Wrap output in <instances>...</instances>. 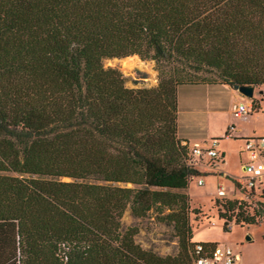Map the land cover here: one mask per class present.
Returning a JSON list of instances; mask_svg holds the SVG:
<instances>
[{
    "label": "trees",
    "instance_id": "trees-1",
    "mask_svg": "<svg viewBox=\"0 0 264 264\" xmlns=\"http://www.w3.org/2000/svg\"><path fill=\"white\" fill-rule=\"evenodd\" d=\"M132 55L157 85L104 66ZM198 84L264 86V0H0V264H194L178 89ZM214 203L224 231L264 226V195ZM127 210L177 253L143 248Z\"/></svg>",
    "mask_w": 264,
    "mask_h": 264
},
{
    "label": "rangeland",
    "instance_id": "rangeland-1",
    "mask_svg": "<svg viewBox=\"0 0 264 264\" xmlns=\"http://www.w3.org/2000/svg\"><path fill=\"white\" fill-rule=\"evenodd\" d=\"M136 56L143 65L136 66L130 71L124 69L120 61L122 58L117 57L105 59L104 66L119 69L125 75L126 85L130 88L157 85L159 71L155 61L143 60L140 56ZM256 89H259V87H256ZM256 93V97H258V90ZM256 97L254 96L252 99H257ZM256 127L264 130V109ZM235 147L236 145L233 146L234 150L228 154V161L236 174L243 177L242 165L238 160ZM202 177L204 179L203 185H198L192 181L188 188L178 190L187 193L190 197V223L193 229V242H213L229 245L241 254L245 264H264V226L261 223H258L260 226H240L233 222V228L229 232L224 231L223 226L226 220L219 216L214 203L217 197L215 179L211 174H203ZM63 180L70 179L63 178ZM127 186H131V184H127ZM235 200L239 201L241 199ZM122 222L125 227L136 225L139 228L136 241L143 248L152 249L161 255L177 253L178 241L173 226L160 222L156 218L155 212L152 211L148 216L138 218L127 210ZM247 236H250L251 240H247Z\"/></svg>",
    "mask_w": 264,
    "mask_h": 264
},
{
    "label": "crops",
    "instance_id": "crops-1",
    "mask_svg": "<svg viewBox=\"0 0 264 264\" xmlns=\"http://www.w3.org/2000/svg\"><path fill=\"white\" fill-rule=\"evenodd\" d=\"M261 89V90H260ZM264 86L255 88L254 96L258 90V109L252 111L247 118L235 117L232 113L233 105L240 102L251 104V100L241 96L240 93L228 84H198L181 85L178 89V135L190 145L206 143L212 138H220L219 147L225 155V160L219 172L211 174L216 182L224 183L227 188L226 198L243 199L241 190L242 177L236 174L228 161V154L236 145L238 160L245 158L241 154L243 139L257 136L264 137V130L256 127L264 109ZM230 138H224L227 132ZM243 171V170H242ZM207 174H210L207 172ZM215 187V190H216ZM238 252L237 250H235ZM240 263L245 264L241 254Z\"/></svg>",
    "mask_w": 264,
    "mask_h": 264
},
{
    "label": "built area",
    "instance_id": "built-area-1",
    "mask_svg": "<svg viewBox=\"0 0 264 264\" xmlns=\"http://www.w3.org/2000/svg\"><path fill=\"white\" fill-rule=\"evenodd\" d=\"M232 113L238 118H247L252 114V105L240 102L233 105ZM228 131L224 138H230ZM219 141L212 138L206 143H195L190 145L187 166L201 173L216 174L225 160V155L219 147ZM241 154L245 158L241 160L244 176L240 185L243 198L248 192L264 195V137H249L243 140ZM192 175L190 179L198 185L204 184L202 175ZM227 188L224 183H218L216 187V198H226ZM234 221L228 222V228H233ZM235 223V222H234ZM194 264H241L238 252L229 245L216 244L207 250L202 243L194 245Z\"/></svg>",
    "mask_w": 264,
    "mask_h": 264
},
{
    "label": "bare ground",
    "instance_id": "bare-ground-1",
    "mask_svg": "<svg viewBox=\"0 0 264 264\" xmlns=\"http://www.w3.org/2000/svg\"><path fill=\"white\" fill-rule=\"evenodd\" d=\"M120 61L123 64L124 69L126 71H130L131 69H133L136 66H140V65L142 66L143 65L136 55L124 57Z\"/></svg>",
    "mask_w": 264,
    "mask_h": 264
},
{
    "label": "water",
    "instance_id": "water-1",
    "mask_svg": "<svg viewBox=\"0 0 264 264\" xmlns=\"http://www.w3.org/2000/svg\"><path fill=\"white\" fill-rule=\"evenodd\" d=\"M234 89H236L241 95L248 99H252L254 97V91L255 87L254 86H247V85H238L235 84ZM247 240H251L250 236H247Z\"/></svg>",
    "mask_w": 264,
    "mask_h": 264
}]
</instances>
